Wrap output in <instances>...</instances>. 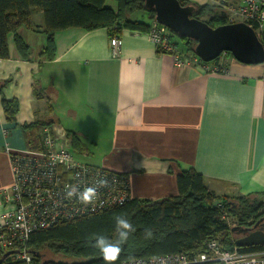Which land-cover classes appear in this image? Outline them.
I'll use <instances>...</instances> for the list:
<instances>
[{
    "label": "crops",
    "instance_id": "obj_1",
    "mask_svg": "<svg viewBox=\"0 0 264 264\" xmlns=\"http://www.w3.org/2000/svg\"><path fill=\"white\" fill-rule=\"evenodd\" d=\"M32 21L36 29L17 31L28 52L10 33L0 58V191L14 181L7 145L40 149L43 125L57 123L81 162L126 172L132 198L178 195V175L191 167L217 195L264 197V62L226 55L223 72L178 66L148 33L128 29L115 55L104 27L59 30L49 50L43 13ZM3 99L17 101L14 121Z\"/></svg>",
    "mask_w": 264,
    "mask_h": 264
},
{
    "label": "trees",
    "instance_id": "obj_2",
    "mask_svg": "<svg viewBox=\"0 0 264 264\" xmlns=\"http://www.w3.org/2000/svg\"><path fill=\"white\" fill-rule=\"evenodd\" d=\"M182 4H192L196 8L193 16L206 20L212 26L228 23L223 3L200 5L192 0H180ZM107 0H0V58L9 56L8 36L15 35L20 51L27 53V46L17 35L25 25L36 29L32 21V11L43 13L44 26L41 31L48 34V49L54 48V33L79 27L87 31L108 28L109 35H121L122 30L150 32L155 19V11L148 9L143 0H115V8L106 4ZM142 12L140 15L136 13ZM179 37L181 40H177ZM170 41L185 53L196 56V41L171 31ZM163 53L162 47L157 48ZM167 52V51H166ZM228 55L232 53L228 52ZM222 55L206 65L217 67L219 72L227 69L220 61ZM7 118L14 121L17 101L3 99ZM52 123H45L43 126ZM42 136V134H41ZM74 140L75 137H74ZM125 175L129 176L126 172ZM179 194L160 200L131 198L125 204L105 211L76 218L48 229H40L31 234L27 244L32 254L31 264H105L103 255L93 246L92 236L101 233L116 236L115 218L126 217L133 225L128 240L121 249L114 264L123 261L147 258L169 253H198L207 250L212 240H217L225 249H233L236 234L229 221L223 218V208L228 218L232 216L238 225L252 226L263 210L264 197L217 195L205 183L202 174L194 168L184 169L177 178ZM223 207L219 206V203ZM151 232V236L147 232ZM241 251L264 248V244L239 247ZM10 253L5 256L6 253ZM17 249L4 251L1 264H29L16 259Z\"/></svg>",
    "mask_w": 264,
    "mask_h": 264
},
{
    "label": "built area",
    "instance_id": "obj_3",
    "mask_svg": "<svg viewBox=\"0 0 264 264\" xmlns=\"http://www.w3.org/2000/svg\"><path fill=\"white\" fill-rule=\"evenodd\" d=\"M225 7L228 23L244 21L252 26L262 38L264 35V0H242L234 4L220 0ZM171 29L153 20L149 35L158 47L174 56L178 66L206 65L197 55L185 54L170 41ZM113 54L118 55L122 47V36L110 37ZM228 55V52L222 56ZM209 70V67H207ZM214 71H219L217 67ZM42 147L31 150H15L7 145L11 154L14 172L13 184L0 191L3 210L0 213V255L4 251L17 249L16 259L31 264L33 256L26 247L31 234L48 229L76 218L121 206L132 198L129 178L123 171L81 162L75 156L73 137L57 123L42 127ZM107 183L98 186L97 181ZM97 190L89 196L87 203L76 196L67 197L66 192L77 187ZM219 206L223 207L220 202ZM223 208V218L228 220ZM121 264H264V248L241 251L223 248L217 240L209 242L207 250L198 253H169L136 258Z\"/></svg>",
    "mask_w": 264,
    "mask_h": 264
},
{
    "label": "water",
    "instance_id": "obj_4",
    "mask_svg": "<svg viewBox=\"0 0 264 264\" xmlns=\"http://www.w3.org/2000/svg\"><path fill=\"white\" fill-rule=\"evenodd\" d=\"M148 9L155 11V19L180 36L196 41L195 53L204 62H210L225 52H230L239 61L248 64L264 62V35L261 38L255 29L244 21L210 25L206 20L193 16L195 6L184 5L180 0H143ZM264 220L260 218L252 226H233L238 247L264 244ZM10 253H6L8 256ZM5 256L0 258V264Z\"/></svg>",
    "mask_w": 264,
    "mask_h": 264
},
{
    "label": "clouds",
    "instance_id": "obj_5",
    "mask_svg": "<svg viewBox=\"0 0 264 264\" xmlns=\"http://www.w3.org/2000/svg\"><path fill=\"white\" fill-rule=\"evenodd\" d=\"M98 186H104L107 181L104 179H99L97 182ZM97 189L95 187H87L84 190H80L77 187H73L66 192L67 197L71 198L76 196L82 202L87 203L89 196L93 194ZM116 224V236L108 237L101 233H95L92 236L93 246L103 255L105 264H114L117 259L121 245L126 242L134 231L133 225L124 216H117L115 218ZM148 236H151V232H147Z\"/></svg>",
    "mask_w": 264,
    "mask_h": 264
},
{
    "label": "rangeland",
    "instance_id": "obj_6",
    "mask_svg": "<svg viewBox=\"0 0 264 264\" xmlns=\"http://www.w3.org/2000/svg\"><path fill=\"white\" fill-rule=\"evenodd\" d=\"M106 4H107L108 6L113 7V8H115V6H116V2H115V0H107ZM140 14H142V12H140V13L137 12L135 15H140ZM177 40L180 41L181 39H180L179 37H177ZM181 43H182V42L180 41V46L182 47L183 45H182ZM259 214H260V215H259L258 220H259L260 218H264V206H263V210H262ZM258 220H257V221H258ZM228 221H229V223H230L231 225L238 226V223H237V220H236L235 217L233 218L232 216H230V218H228ZM235 237H236V236H235Z\"/></svg>",
    "mask_w": 264,
    "mask_h": 264
},
{
    "label": "flooded vegetation",
    "instance_id": "obj_7",
    "mask_svg": "<svg viewBox=\"0 0 264 264\" xmlns=\"http://www.w3.org/2000/svg\"><path fill=\"white\" fill-rule=\"evenodd\" d=\"M263 222H264V220H262V221L258 224L257 228L262 227Z\"/></svg>",
    "mask_w": 264,
    "mask_h": 264
}]
</instances>
